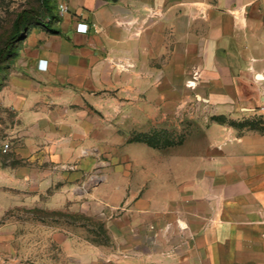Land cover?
<instances>
[{"label":"crops","instance_id":"crops-1","mask_svg":"<svg viewBox=\"0 0 264 264\" xmlns=\"http://www.w3.org/2000/svg\"><path fill=\"white\" fill-rule=\"evenodd\" d=\"M57 1L70 7L51 26L59 32L46 28L20 48L12 92L0 95V129L21 134L15 154L28 160L12 177L2 173L19 204L71 202L84 212L77 198H92L100 215V185L72 187L82 177H69L68 150L78 145L62 131H84L85 111L72 103L106 71L140 70L154 87L167 81L178 103L204 106L205 118L190 127L169 177L159 168L154 177H108V243L57 227L59 264H264V129L208 120L264 117V0ZM182 86L194 92L183 96Z\"/></svg>","mask_w":264,"mask_h":264},{"label":"rangeland","instance_id":"rangeland-1","mask_svg":"<svg viewBox=\"0 0 264 264\" xmlns=\"http://www.w3.org/2000/svg\"><path fill=\"white\" fill-rule=\"evenodd\" d=\"M54 4V16L58 17L59 3L55 0ZM37 6L38 0H0V47L13 29L17 12ZM45 29L43 25L35 30L31 28L28 36L17 42V54L22 46L37 42ZM17 54L1 64L9 66L0 69V95L12 92L13 63ZM135 72L138 75H130V71L124 69L104 72L99 87L85 89L90 97L84 96L72 103L73 110L85 111L84 131L72 133L69 131L72 128L67 127L62 131V139L67 138L69 145L73 142L78 145L76 150H68L69 177H82L72 187L86 191L100 185V215L92 214V198H77L81 206L88 203L89 208L84 212L75 210L71 202L60 209L47 208L44 202L19 204L18 194L2 173L12 177V167L23 159L28 160L15 154L21 134H8L0 129V264H59L62 247L54 240V234L57 227L66 223L72 236L108 243V177H154L158 168L168 177L172 174L171 159L184 147L190 127L204 123V106L188 101L178 103L175 100L178 91L167 81L163 88L144 85L139 75L141 71ZM157 88L164 89V102L156 100ZM83 90L74 87V93ZM61 92L69 91L62 89ZM193 92L187 86L181 87L182 95ZM196 109L199 117H190L192 111L195 115ZM218 116L208 120L217 121ZM224 117L226 122L240 128L264 129L263 115ZM5 142H9L6 151L3 150ZM74 169L77 170L75 176Z\"/></svg>","mask_w":264,"mask_h":264},{"label":"trees","instance_id":"trees-1","mask_svg":"<svg viewBox=\"0 0 264 264\" xmlns=\"http://www.w3.org/2000/svg\"><path fill=\"white\" fill-rule=\"evenodd\" d=\"M54 2L55 0H38L37 7L23 8L17 12L13 20V29L9 35H7L0 47V69L9 66V64H1L7 62L10 56L17 54V51L15 50L17 42L28 36V32L32 27L43 25L53 32H59L51 27L52 24L59 19V16H54ZM222 117L218 116L215 118L219 122H226L225 117Z\"/></svg>","mask_w":264,"mask_h":264},{"label":"built area","instance_id":"built-area-1","mask_svg":"<svg viewBox=\"0 0 264 264\" xmlns=\"http://www.w3.org/2000/svg\"><path fill=\"white\" fill-rule=\"evenodd\" d=\"M59 9H60L59 13H64V12H68L70 10V7L66 2H61L59 3ZM87 29H88L87 23H82V22L78 23L77 30L85 32L87 31ZM8 148H9V142H5L3 144V150L6 151Z\"/></svg>","mask_w":264,"mask_h":264}]
</instances>
